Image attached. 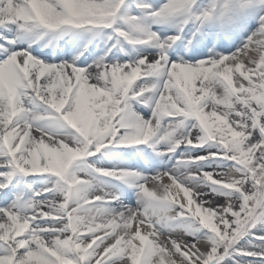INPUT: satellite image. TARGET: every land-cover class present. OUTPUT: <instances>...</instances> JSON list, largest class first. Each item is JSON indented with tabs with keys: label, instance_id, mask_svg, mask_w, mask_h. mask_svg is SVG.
<instances>
[{
	"label": "snow or ice",
	"instance_id": "snow-or-ice-1",
	"mask_svg": "<svg viewBox=\"0 0 264 264\" xmlns=\"http://www.w3.org/2000/svg\"><path fill=\"white\" fill-rule=\"evenodd\" d=\"M0 264H264V0H0Z\"/></svg>",
	"mask_w": 264,
	"mask_h": 264
}]
</instances>
